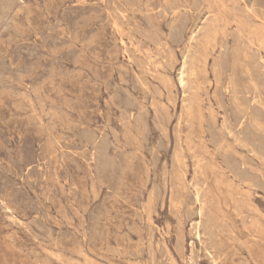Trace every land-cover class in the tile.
<instances>
[{
	"label": "rangeland",
	"instance_id": "obj_1",
	"mask_svg": "<svg viewBox=\"0 0 264 264\" xmlns=\"http://www.w3.org/2000/svg\"><path fill=\"white\" fill-rule=\"evenodd\" d=\"M0 264H264V0H0Z\"/></svg>",
	"mask_w": 264,
	"mask_h": 264
},
{
	"label": "bare ground",
	"instance_id": "obj_2",
	"mask_svg": "<svg viewBox=\"0 0 264 264\" xmlns=\"http://www.w3.org/2000/svg\"><path fill=\"white\" fill-rule=\"evenodd\" d=\"M9 5V4H8ZM114 27V26H113ZM123 35V34H122ZM140 42V41H139ZM161 45V44H160ZM189 47V46H188ZM165 48V47H164ZM207 49V48H206ZM237 54V53H236ZM171 57V56H170ZM205 62V61H204ZM199 63V62H198ZM181 71V70H180ZM194 79V78H193ZM167 80V79H166ZM198 89V88H197ZM148 91V90H147ZM256 91V90H255ZM255 127V126H254ZM177 136V135H176ZM238 136V135H237ZM179 152V151H178ZM175 153H176V151H175ZM177 154H179V153H177ZM174 158V157H173ZM175 159V158H174ZM182 161V160H181ZM175 162H177V161H175ZM179 163V162H178ZM195 167V166H194ZM199 172V171H198ZM181 175H182V173H181ZM184 178V177H183ZM181 179V178H180ZM214 185V184H213ZM195 187V186H194ZM206 191V190H205ZM177 204H178V202H177ZM174 205V204H173ZM147 209V208H146ZM237 216V215H236ZM146 222V221H145ZM150 244V243H149ZM150 247V246H149ZM80 250V249H79ZM54 254V253H53ZM182 254V253H181Z\"/></svg>",
	"mask_w": 264,
	"mask_h": 264
}]
</instances>
